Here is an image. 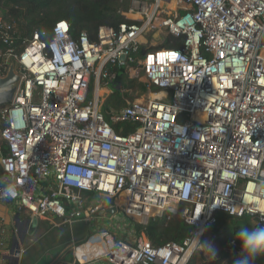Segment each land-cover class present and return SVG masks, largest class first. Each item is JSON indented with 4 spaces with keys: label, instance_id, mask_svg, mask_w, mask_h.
Listing matches in <instances>:
<instances>
[{
    "label": "built area",
    "instance_id": "obj_1",
    "mask_svg": "<svg viewBox=\"0 0 264 264\" xmlns=\"http://www.w3.org/2000/svg\"><path fill=\"white\" fill-rule=\"evenodd\" d=\"M123 13L128 20L101 25L96 40L76 39L65 19L23 36L0 15V77L12 62L21 75L0 106V203L38 222H91L111 207L140 224L181 215L196 228L183 242L115 240L107 230L99 259L188 264L219 212L264 225V0H130ZM169 35L183 46L135 55ZM121 69L159 95L128 99L107 118L100 106ZM125 122L136 127L116 129ZM9 184L14 198L3 195Z\"/></svg>",
    "mask_w": 264,
    "mask_h": 264
},
{
    "label": "trees",
    "instance_id": "obj_2",
    "mask_svg": "<svg viewBox=\"0 0 264 264\" xmlns=\"http://www.w3.org/2000/svg\"><path fill=\"white\" fill-rule=\"evenodd\" d=\"M130 0H0V15L8 21L17 20L20 24L22 35L30 36L35 30H46L51 32L55 23L60 19L69 22L72 35L78 39L85 31L91 40H96L98 28L101 25L117 27L121 22L127 21L124 10L128 8ZM185 11V9H181ZM21 43L20 38L17 44ZM183 46L182 36L169 35L160 45L153 46L144 44L135 52L139 58H144L146 53L152 49L161 47ZM144 74V72H142ZM143 77V76H141ZM142 91H158L159 88L150 84L142 78L129 79L124 74V69L118 71L117 79L111 84V91L100 106L102 113L109 118L113 112L119 111L126 105V100L133 97L130 93H122L121 88ZM127 95V97H126ZM121 126L126 131L134 129L136 124L119 123L116 129ZM5 154L8 153V146H4ZM128 218V217H127ZM131 220V219H130ZM136 233L144 236L154 246H162L168 242H183L187 237L192 236L196 228L188 223L181 215H174L170 219L166 216L152 218L146 224L132 221ZM256 223V224H255ZM257 222L252 220L248 214L230 215L219 212L216 221L207 226L201 243L204 246L211 242L215 252V258L211 251L206 256V247L197 248L188 264H234L242 255L241 242L236 238V233L241 227H254ZM89 235L85 243L92 237ZM252 264H264V256L258 257Z\"/></svg>",
    "mask_w": 264,
    "mask_h": 264
},
{
    "label": "rangeland",
    "instance_id": "obj_3",
    "mask_svg": "<svg viewBox=\"0 0 264 264\" xmlns=\"http://www.w3.org/2000/svg\"><path fill=\"white\" fill-rule=\"evenodd\" d=\"M157 40L158 44H161L160 39H156L154 40V42ZM149 45L154 46V44L152 43ZM141 78L142 80H145L144 76ZM127 92L130 93L133 97L132 100L128 98L130 101H134L137 99L148 100L150 97H152V94L155 93L154 91L150 92V90L144 92L140 89L133 91L132 88L126 91V93ZM90 196H92L91 199L96 202H101L104 199L103 196L96 195L95 193H92ZM185 207L186 204H182L180 209L183 210V208ZM253 219L254 218L252 217V220ZM64 225L65 226L61 227H53L54 225H52V228L49 232H47V227H44L43 231H39L35 234V237L32 239V241H27V239L24 246L25 249L27 248V252L31 253L30 256L36 255V253H34L33 251H41L39 257L42 255L43 262L45 261V264H53L52 262H54L56 258L59 257L58 253H60V251L67 248V250L69 249L67 253H70L72 249H70L71 247H69V245L75 243L77 246L81 241L87 240L89 238V235L93 234L95 231L102 233L103 231L108 230L115 238V240L119 238L124 240H135L137 237H139V235L135 231L132 220L127 218L122 213V211L117 209H115L114 213L109 212V208H106L105 211L101 210L96 214L94 219L88 223L79 221L76 223ZM205 247L206 256H209V248L213 250V245L209 241L204 246L202 245V248ZM50 253H53V255H50ZM59 261L60 260H58L56 263H58Z\"/></svg>",
    "mask_w": 264,
    "mask_h": 264
},
{
    "label": "crops",
    "instance_id": "obj_4",
    "mask_svg": "<svg viewBox=\"0 0 264 264\" xmlns=\"http://www.w3.org/2000/svg\"><path fill=\"white\" fill-rule=\"evenodd\" d=\"M4 146H7V143L2 139L0 134V160L2 156L5 155ZM1 177H2V173H1V165H0V179ZM17 214L21 215V220H26L30 218V214L28 212L18 211L14 203L9 201H4L0 203V264H45L46 262L45 261L43 262L42 255L39 257L41 251L39 252L33 251L34 253H36V255L30 256L31 253L27 252V248L25 249L24 246L26 240L28 239L27 241H32V239L35 237V234L38 233L39 231H43L44 227L45 228L47 227L48 230L47 232H49L50 229L52 228L51 227L52 225H54L53 227L56 226L61 227V226H65L64 224H70V223H63L61 222L60 219L48 218V219L40 220L33 229L32 221H31L28 226V231L25 240L24 242H21V251L19 253V260L14 262V260L7 259L5 256L9 254V251L14 242V237L19 235L18 233L20 228L24 229L22 221L16 217ZM92 243H98V244L100 243L103 244V246L102 247L100 246L101 248L99 249V247L95 246L94 244V246H92L91 250L89 251L91 256L89 259L81 258L78 254V248L76 244L73 243L69 245V247H71L70 249H72L70 253H67L69 249L68 250L67 248L65 250L63 249L62 251H60V253H58L59 257H57L56 260L52 263L53 264H102L106 259L104 258L99 259V258L106 251L105 248L106 244L105 241L101 239V234L98 231H95L92 237H90V239L82 245L83 246L86 245L87 247L88 244L91 245ZM76 251L80 259L77 258ZM51 254L53 255V253H50V255ZM58 260L60 261L56 263Z\"/></svg>",
    "mask_w": 264,
    "mask_h": 264
},
{
    "label": "water",
    "instance_id": "obj_5",
    "mask_svg": "<svg viewBox=\"0 0 264 264\" xmlns=\"http://www.w3.org/2000/svg\"><path fill=\"white\" fill-rule=\"evenodd\" d=\"M121 59H125V56H122ZM20 81H21V75L16 72L15 63L12 62L10 64L7 74L3 77H0V106L10 104L14 100ZM114 211H115L114 207L109 208V212L114 213ZM16 217L19 220H21L20 214H17ZM21 221L24 226V229L20 228L18 233L19 235L14 237V242L9 251V254L5 256L7 259L14 260V262L19 260V253L21 251V242H24L25 240L30 222L32 221L33 229L35 228V225L38 224L37 219L31 220L29 218Z\"/></svg>",
    "mask_w": 264,
    "mask_h": 264
},
{
    "label": "clouds",
    "instance_id": "obj_6",
    "mask_svg": "<svg viewBox=\"0 0 264 264\" xmlns=\"http://www.w3.org/2000/svg\"><path fill=\"white\" fill-rule=\"evenodd\" d=\"M15 185L9 184L3 191L6 198L16 196ZM236 238L241 242L242 255L234 264H252L258 257L264 256V225L254 227H241L236 233ZM215 258L214 250L210 249Z\"/></svg>",
    "mask_w": 264,
    "mask_h": 264
},
{
    "label": "bare ground",
    "instance_id": "obj_7",
    "mask_svg": "<svg viewBox=\"0 0 264 264\" xmlns=\"http://www.w3.org/2000/svg\"><path fill=\"white\" fill-rule=\"evenodd\" d=\"M165 94V92L163 91V92H161L160 93V95H164ZM153 95H159V93H155V94H153ZM198 120H203V118L202 117H198ZM139 220H141L140 218H138ZM149 240V239H148ZM94 244H95V246H97V247H99V249L103 246V244H98V243H92L91 245H87V247H86V245H82V246H79L78 247V254H79V256L81 257V258H84V259H89L91 256H90V253H89V251L91 250V247L92 246H94ZM101 246V247H100ZM104 250V249H103ZM94 251V250H93ZM106 252V251H105ZM104 252V253H105ZM103 253V254H104Z\"/></svg>",
    "mask_w": 264,
    "mask_h": 264
},
{
    "label": "snow or ice",
    "instance_id": "obj_8",
    "mask_svg": "<svg viewBox=\"0 0 264 264\" xmlns=\"http://www.w3.org/2000/svg\"><path fill=\"white\" fill-rule=\"evenodd\" d=\"M61 28H66V25L65 24H61L60 25ZM175 56V54H173Z\"/></svg>",
    "mask_w": 264,
    "mask_h": 264
}]
</instances>
